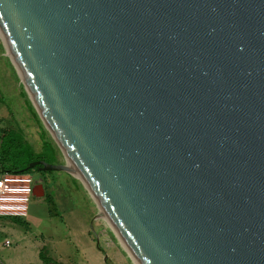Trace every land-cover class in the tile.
I'll return each instance as SVG.
<instances>
[{
  "label": "water",
  "instance_id": "water-1",
  "mask_svg": "<svg viewBox=\"0 0 264 264\" xmlns=\"http://www.w3.org/2000/svg\"><path fill=\"white\" fill-rule=\"evenodd\" d=\"M0 33L65 162L25 171L133 264H264V0H0Z\"/></svg>",
  "mask_w": 264,
  "mask_h": 264
},
{
  "label": "rangeland",
  "instance_id": "rangeland-1",
  "mask_svg": "<svg viewBox=\"0 0 264 264\" xmlns=\"http://www.w3.org/2000/svg\"><path fill=\"white\" fill-rule=\"evenodd\" d=\"M0 131L6 132L0 142V156L9 158L5 168L22 166L25 160L19 156L25 149L12 147V142L22 141L31 146L27 152L53 159L42 146L41 134L55 143L32 107L1 37ZM56 156V164L65 163L59 150ZM26 174L43 186L45 196L32 197L21 220L0 218V264H45L41 257L50 264H133L74 176L37 169Z\"/></svg>",
  "mask_w": 264,
  "mask_h": 264
},
{
  "label": "built area",
  "instance_id": "built-area-1",
  "mask_svg": "<svg viewBox=\"0 0 264 264\" xmlns=\"http://www.w3.org/2000/svg\"><path fill=\"white\" fill-rule=\"evenodd\" d=\"M36 184L27 174L11 173L0 167V217L25 218Z\"/></svg>",
  "mask_w": 264,
  "mask_h": 264
},
{
  "label": "trees",
  "instance_id": "trees-1",
  "mask_svg": "<svg viewBox=\"0 0 264 264\" xmlns=\"http://www.w3.org/2000/svg\"><path fill=\"white\" fill-rule=\"evenodd\" d=\"M6 132L0 131V142L3 141L4 137H5ZM41 141H42V146L44 149H46L47 151L51 152V158H47L46 155H44L43 153L41 154H33L32 152H27V149H31V146L27 145V144H23L22 141L20 142H12V147L16 148V149H25L24 152L20 153L21 155L19 156H23V158H25L24 163L22 164V166L19 167H11V168H5L4 167V162L5 160H8L9 158L5 157L2 158L0 156V167L8 172L11 173H21V174H26L29 171H25V169L27 168V166L33 162L36 161H44L50 164H56V161L54 160V158L56 159V155H57V147L55 146V144H53V142L49 141L48 139L45 138V133L41 134ZM37 169V168H35ZM31 171V170H30ZM41 259L43 260V262L45 264H50L51 261L44 259L43 257H41Z\"/></svg>",
  "mask_w": 264,
  "mask_h": 264
},
{
  "label": "crops",
  "instance_id": "crops-1",
  "mask_svg": "<svg viewBox=\"0 0 264 264\" xmlns=\"http://www.w3.org/2000/svg\"><path fill=\"white\" fill-rule=\"evenodd\" d=\"M57 162H58V158H57ZM60 164V163H59ZM40 186H41V188H40ZM36 195H39V196H36ZM44 196H45V192H44V189H43V186L39 183H37L36 185H35V188H34V198H39V199H43L44 198ZM0 218H4V217H0ZM11 219H15V218H11ZM17 220H21V219H17ZM5 246H9V243H8V245H6L5 244Z\"/></svg>",
  "mask_w": 264,
  "mask_h": 264
},
{
  "label": "bare ground",
  "instance_id": "bare-ground-1",
  "mask_svg": "<svg viewBox=\"0 0 264 264\" xmlns=\"http://www.w3.org/2000/svg\"><path fill=\"white\" fill-rule=\"evenodd\" d=\"M0 37H1V40L3 41V43H4V45H5V49H6V51H7V54L9 55V57H10L11 60H12V57H11V55H10V53H9V50H8V48H7V46H6L5 42H4V40H3V37H2V35H1V33H0ZM12 61H13V60H12Z\"/></svg>",
  "mask_w": 264,
  "mask_h": 264
}]
</instances>
